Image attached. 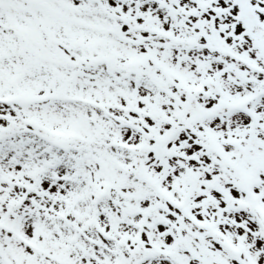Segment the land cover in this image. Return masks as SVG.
Instances as JSON below:
<instances>
[{
  "label": "snow or ice",
  "instance_id": "6c2138e0",
  "mask_svg": "<svg viewBox=\"0 0 264 264\" xmlns=\"http://www.w3.org/2000/svg\"><path fill=\"white\" fill-rule=\"evenodd\" d=\"M0 264H264V0H0Z\"/></svg>",
  "mask_w": 264,
  "mask_h": 264
}]
</instances>
